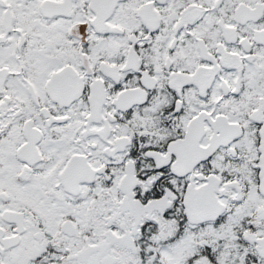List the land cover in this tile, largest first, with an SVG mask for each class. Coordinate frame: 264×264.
<instances>
[{"label":"snow or ice","instance_id":"1","mask_svg":"<svg viewBox=\"0 0 264 264\" xmlns=\"http://www.w3.org/2000/svg\"><path fill=\"white\" fill-rule=\"evenodd\" d=\"M0 264H264V0H0Z\"/></svg>","mask_w":264,"mask_h":264}]
</instances>
